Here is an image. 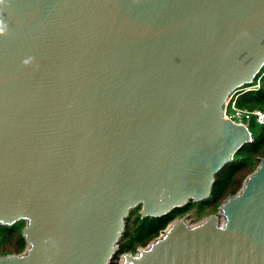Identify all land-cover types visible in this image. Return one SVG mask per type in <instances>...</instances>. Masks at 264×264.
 Here are the masks:
<instances>
[{
  "label": "water",
  "instance_id": "1",
  "mask_svg": "<svg viewBox=\"0 0 264 264\" xmlns=\"http://www.w3.org/2000/svg\"><path fill=\"white\" fill-rule=\"evenodd\" d=\"M264 68V0H0V264H111L130 212L211 197L253 140L224 115ZM122 264H264V157L218 213Z\"/></svg>",
  "mask_w": 264,
  "mask_h": 264
},
{
  "label": "trees",
  "instance_id": "2",
  "mask_svg": "<svg viewBox=\"0 0 264 264\" xmlns=\"http://www.w3.org/2000/svg\"><path fill=\"white\" fill-rule=\"evenodd\" d=\"M258 78H260L259 88L248 89L243 87L239 90V106L248 109H264V68L256 77L254 84L258 82ZM262 157H264V131L258 136L253 133V140L245 144L235 154L233 161L228 163L216 175L211 197L202 201L200 208L205 209L210 205L222 204L226 198L237 193L242 188L241 186H236V184L239 183L237 177L241 175V173L245 174L249 172L251 174L254 172L258 167L257 163L259 162L260 164V159ZM249 175H247V177ZM191 204L192 203H189L185 207L175 209L163 217H142L140 212L136 214L135 209H133L127 218L124 236L120 240V250L113 259L127 252H135L140 246L148 245L153 239L158 237L172 221L187 211ZM15 227L11 234L5 231L1 235L0 254H8L9 252L19 253L25 250L26 241L21 232L24 228V222L18 223ZM11 237L13 240H16L17 245L13 248H8L5 244Z\"/></svg>",
  "mask_w": 264,
  "mask_h": 264
},
{
  "label": "rangeland",
  "instance_id": "3",
  "mask_svg": "<svg viewBox=\"0 0 264 264\" xmlns=\"http://www.w3.org/2000/svg\"><path fill=\"white\" fill-rule=\"evenodd\" d=\"M263 128L264 127L259 126L257 123H255V121H252L251 124H250V130L256 136L262 134V132L264 131ZM258 165H259V162L257 163V166ZM249 174H250L249 172L248 173L246 172L245 174L241 173V175H239L237 177L239 183L236 184V186H241L242 187L247 175H249ZM200 204H201V202L192 203L190 208L187 211H185L182 215L178 216L177 218L187 217L188 219L192 220L193 223H197V222L202 221L204 217H207V216H209L211 214H214V213H218L219 212V208L221 206V204H219V205L215 204V205H210L209 207H207L205 209H201L200 208ZM140 210H141L140 206L135 208L136 214H139ZM24 226H25V222H24ZM16 245H17L16 240H13L12 237L9 238L8 242L5 244V246L8 247V248H13ZM142 247H145V246H140L139 248H142ZM136 252L137 251H135V253ZM122 256H123V254L120 255L118 258L113 259V262L111 264H122L123 263Z\"/></svg>",
  "mask_w": 264,
  "mask_h": 264
},
{
  "label": "built area",
  "instance_id": "4",
  "mask_svg": "<svg viewBox=\"0 0 264 264\" xmlns=\"http://www.w3.org/2000/svg\"><path fill=\"white\" fill-rule=\"evenodd\" d=\"M260 87V78L253 86L248 89H257ZM239 90L232 93L224 104V115L233 122L246 125L250 130V124L255 121L259 126H264V109H248L238 104ZM251 131V130H250ZM252 132V131H251ZM253 134V132H252Z\"/></svg>",
  "mask_w": 264,
  "mask_h": 264
},
{
  "label": "flooded vegetation",
  "instance_id": "5",
  "mask_svg": "<svg viewBox=\"0 0 264 264\" xmlns=\"http://www.w3.org/2000/svg\"><path fill=\"white\" fill-rule=\"evenodd\" d=\"M19 222H17L16 224L14 225H11V226H7V225H0V237L1 235L3 234V232H7L8 234H11L12 233V230H14V227L15 225H17ZM16 228V227H15ZM16 230V229H15ZM22 232V235H23V231ZM25 248H26V245H25ZM9 253H14V252H9ZM2 255V254H0Z\"/></svg>",
  "mask_w": 264,
  "mask_h": 264
}]
</instances>
